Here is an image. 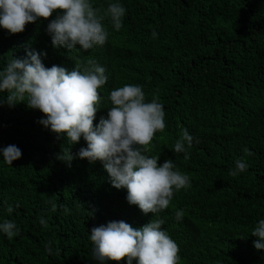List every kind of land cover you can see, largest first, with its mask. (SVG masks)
Listing matches in <instances>:
<instances>
[{
  "label": "trees",
  "instance_id": "trees-1",
  "mask_svg": "<svg viewBox=\"0 0 264 264\" xmlns=\"http://www.w3.org/2000/svg\"><path fill=\"white\" fill-rule=\"evenodd\" d=\"M91 2L101 8L119 2L126 9L119 31L104 21L109 38L103 46L52 47L46 28L54 12L21 33L0 27V71L31 50L46 53L45 67L69 71L77 60L94 58L108 77L98 89L94 125L111 106V90L141 85L146 102L157 96L165 111V129L146 154L160 155L158 164L171 159L190 186L176 191L167 209L144 215L128 204L126 189L111 186L100 161L74 159L68 166L57 159L70 147L72 153L86 147L83 138L73 145L57 139L26 99L12 108L2 105L0 148L16 145L22 157L8 165L0 156V223L10 220L19 229L11 240L0 232V264H100L92 256L91 228L121 220L139 228L156 218L179 246L178 264H264V250L254 248L258 238L250 234L264 219V0ZM6 95L0 93V100ZM181 129L199 140L187 160L173 151ZM241 157L247 170L229 176ZM177 210L184 213L179 221Z\"/></svg>",
  "mask_w": 264,
  "mask_h": 264
},
{
  "label": "clouds",
  "instance_id": "clouds-1",
  "mask_svg": "<svg viewBox=\"0 0 264 264\" xmlns=\"http://www.w3.org/2000/svg\"><path fill=\"white\" fill-rule=\"evenodd\" d=\"M46 32L54 48L64 47L88 51L94 46H103L109 32L104 24L108 20L119 31L126 9L119 2L109 3L106 8L94 7L91 0H0V27L12 34L21 33L25 25L38 18L49 19ZM153 38L156 33H152ZM46 53L26 51L23 58L12 57L0 71V93H7L0 100V106L9 108L25 103L28 108L44 114L39 124L66 139L70 145L86 142L72 153L71 147L58 154L57 159L70 166L74 159H86L90 164L100 161L108 174L109 182L116 189H126L129 205L138 206L147 215L167 209L174 193L190 186V177L176 169L171 159L158 164L160 155L149 156V146L157 132L165 129V111L158 97L146 102L141 85L127 84L111 90L108 95L110 107L94 125L100 108L98 92L107 82L105 69L94 58L86 62L77 60L71 71L58 65L45 67L41 57ZM199 143L181 129L173 145L175 153H184L189 159L193 142ZM246 156L253 155L243 149ZM4 163L12 165L22 157L16 145L0 148ZM248 165L241 157L235 161L229 176L236 177L247 170ZM56 205H52L55 211ZM11 213L13 207L8 206ZM67 213L69 209L64 207ZM183 211L177 210L175 217L183 218ZM40 224L46 222L40 219ZM164 220L150 219L142 227L134 228L124 221H109L90 230L93 245L92 256L100 264L105 261L127 260L132 264H178V244L162 229ZM0 232L9 240L19 234L16 224L10 220L0 223ZM250 234L256 250H264V219H261ZM51 255V242L45 245Z\"/></svg>",
  "mask_w": 264,
  "mask_h": 264
}]
</instances>
